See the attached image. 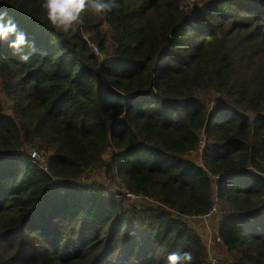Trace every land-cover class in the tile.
<instances>
[{
  "label": "trees",
  "instance_id": "trees-1",
  "mask_svg": "<svg viewBox=\"0 0 264 264\" xmlns=\"http://www.w3.org/2000/svg\"><path fill=\"white\" fill-rule=\"evenodd\" d=\"M41 3L0 0L35 45L0 42V264H264V0H117L66 34Z\"/></svg>",
  "mask_w": 264,
  "mask_h": 264
},
{
  "label": "clouds",
  "instance_id": "clouds-1",
  "mask_svg": "<svg viewBox=\"0 0 264 264\" xmlns=\"http://www.w3.org/2000/svg\"><path fill=\"white\" fill-rule=\"evenodd\" d=\"M120 7L117 0H42L41 8L46 10L49 26L57 33H75L84 23V15L93 13L100 19ZM0 42H8L21 59L27 61L31 52L24 54V49L35 50L34 43L28 41L26 33L18 29L15 21L7 12L0 11ZM169 264H195L191 251L168 256Z\"/></svg>",
  "mask_w": 264,
  "mask_h": 264
},
{
  "label": "built area",
  "instance_id": "built-area-1",
  "mask_svg": "<svg viewBox=\"0 0 264 264\" xmlns=\"http://www.w3.org/2000/svg\"><path fill=\"white\" fill-rule=\"evenodd\" d=\"M185 5H186V3H185ZM91 49L95 55L101 56V53L98 51L96 46H92ZM200 149H201V147H200ZM200 149H199V153H200ZM29 156L34 161H37L40 158L39 154H37L35 151L30 152ZM43 169L46 170V167L44 166ZM218 179H219L218 176L213 177L214 182H217ZM122 199H124V201L139 204L141 206L154 205V202L152 200H150L149 198L142 197V196L132 194V193H128V192L122 195ZM221 217H222V213L220 212V209H219V202L217 201L216 198H214L209 210L205 214H203L200 217L193 218L194 224L199 225V227L202 230H204L208 233L209 239H208V242H206L207 250H210V238L212 235H215V232H216L217 226H218V222H219V219ZM196 221H198V223H195ZM207 264H219V262H218V259L216 257L211 255V256H209Z\"/></svg>",
  "mask_w": 264,
  "mask_h": 264
},
{
  "label": "rangeland",
  "instance_id": "rangeland-1",
  "mask_svg": "<svg viewBox=\"0 0 264 264\" xmlns=\"http://www.w3.org/2000/svg\"><path fill=\"white\" fill-rule=\"evenodd\" d=\"M195 1L196 0H185V3H186V5H189V4L195 3ZM5 114L7 116H10V112L8 110H5ZM196 154H198V153H196ZM195 161L199 162V159H196ZM78 182L79 183H103V182H105V179L99 171L94 170L93 172H91V173L87 174L86 176H83L82 178H80ZM116 190H117V188L113 189V191H116ZM194 226L200 228L199 225L194 224ZM210 246H211V242H210Z\"/></svg>",
  "mask_w": 264,
  "mask_h": 264
}]
</instances>
